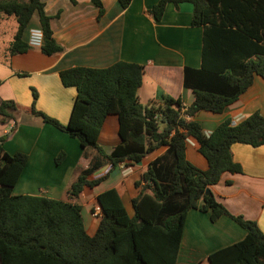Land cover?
I'll use <instances>...</instances> for the list:
<instances>
[{"label": "trees", "instance_id": "1", "mask_svg": "<svg viewBox=\"0 0 264 264\" xmlns=\"http://www.w3.org/2000/svg\"><path fill=\"white\" fill-rule=\"evenodd\" d=\"M118 2L125 9L131 0ZM91 3L101 15L100 0ZM167 3H189L191 25L202 30L200 67L185 68L183 73V87L194 96L192 104L185 108L180 98L166 96L141 105L137 90L143 68L136 64L119 61L104 69L60 71L61 85L76 92L67 124L60 125L33 106L28 111L97 155L70 185V203L14 195L27 156L7 154L1 147L4 139H0V264H176L190 210L208 213L211 222L228 217L245 231L241 241L209 254V264H264V232L255 222L229 214L209 190L224 173H241L231 153L233 144L253 148L264 144V116L254 112L236 125L225 120L208 135L194 120L199 112L223 113L251 86L255 76L264 81V0H159L149 10L156 21ZM33 14L42 34V54L63 51L53 39L50 18L40 0H0V22L12 17L16 24L5 63L30 49L25 34ZM17 109L13 101H0L1 121L13 120ZM111 113L117 116L120 143L107 155L97 138ZM190 138L207 164L205 170L186 158ZM160 148L165 151L148 164L134 184L137 195L131 200L132 215L115 189L105 190L96 197L100 219L94 235L88 236L79 195L84 188L100 184L105 176L88 177L104 163L113 168L124 161L138 164ZM59 159L57 156L55 161Z\"/></svg>", "mask_w": 264, "mask_h": 264}, {"label": "crops", "instance_id": "2", "mask_svg": "<svg viewBox=\"0 0 264 264\" xmlns=\"http://www.w3.org/2000/svg\"><path fill=\"white\" fill-rule=\"evenodd\" d=\"M40 1L50 18L53 39L63 51L46 56L40 46H30L26 53L10 57L5 63L4 54L15 33V24L12 36L0 48V101H13L18 109L13 120L2 122L0 118V139H4L1 147L9 155L27 156L13 187L14 195L70 203L67 196L70 185L97 154L94 149H82L76 139L30 114L26 105L30 103H19L17 93L24 91L29 100V90H34L38 110L65 126L76 92L74 88L61 85L58 73L76 67L104 69L121 61L143 68L142 82L137 90L141 105L169 96L180 98L186 108L192 104L194 96L191 90L183 87V73L185 68L200 67L202 30L191 25L192 6L189 3L177 6L167 3L156 21L149 10L159 0H131L125 9L118 0H100L101 15L91 0ZM38 29V18L33 14L25 39L28 40L31 30ZM254 112L264 116V81L258 76L223 113L199 112L194 120L208 135L221 122L229 120L236 125ZM119 143L117 116L111 113L100 129L97 144L108 155ZM196 150V142L188 139L187 160L205 170L207 164ZM164 151L165 148H160L138 164L124 161L113 168L104 163L88 177L92 180L105 176L100 184L84 188L79 195L81 217L88 236L94 235L100 219L91 212L94 203L98 205V194L115 189L131 216V200L137 195L135 182L140 180L148 164ZM231 153L241 173H224L209 190L229 214L255 222L264 232V144L256 148L233 144ZM57 156L60 157L58 162L55 161ZM123 167H129L127 173H123ZM244 236L245 231L228 217L211 222L208 213L190 210L185 217L176 264H209V254L241 241Z\"/></svg>", "mask_w": 264, "mask_h": 264}, {"label": "rangeland", "instance_id": "3", "mask_svg": "<svg viewBox=\"0 0 264 264\" xmlns=\"http://www.w3.org/2000/svg\"><path fill=\"white\" fill-rule=\"evenodd\" d=\"M14 27H15V23H14V20L12 17H9L8 19L4 20L1 24H0V48L3 47V43L5 41H7V39H10V37L12 36L13 32H14ZM25 82V80H24ZM33 92L35 93V98L33 96ZM18 95V99H19V103H30V104H26L28 105V109H30L32 106L37 110V111H40L38 110V108L36 107V100H37V93L34 91V90H29V100H27V95L26 93L23 91V92H20V93H17ZM18 103V104H19ZM26 105L24 107H26ZM71 111V110H70ZM42 112V111H40ZM44 113V112H42ZM45 114V113H44ZM95 203L94 205L91 207V212L94 210V207H95Z\"/></svg>", "mask_w": 264, "mask_h": 264}, {"label": "built area", "instance_id": "4", "mask_svg": "<svg viewBox=\"0 0 264 264\" xmlns=\"http://www.w3.org/2000/svg\"><path fill=\"white\" fill-rule=\"evenodd\" d=\"M28 44L30 46H40L41 43H42V34H41V31L38 29V30H31L30 31V35H29V38H28ZM123 173H127V171L129 170V167H123ZM92 215L94 217H100V211H99V206L96 205L94 207V210L92 211Z\"/></svg>", "mask_w": 264, "mask_h": 264}]
</instances>
